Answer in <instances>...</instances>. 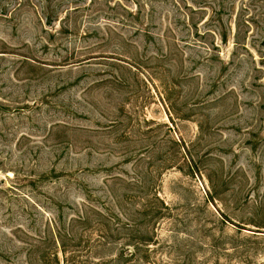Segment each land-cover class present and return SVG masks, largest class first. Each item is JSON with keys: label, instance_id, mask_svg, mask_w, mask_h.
Listing matches in <instances>:
<instances>
[{"label": "rangeland", "instance_id": "obj_1", "mask_svg": "<svg viewBox=\"0 0 264 264\" xmlns=\"http://www.w3.org/2000/svg\"><path fill=\"white\" fill-rule=\"evenodd\" d=\"M0 264H264V0H0Z\"/></svg>", "mask_w": 264, "mask_h": 264}]
</instances>
